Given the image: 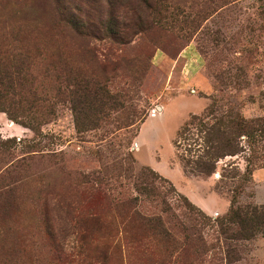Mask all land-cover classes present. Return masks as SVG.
I'll return each instance as SVG.
<instances>
[{
    "label": "rangeland",
    "instance_id": "374dc122",
    "mask_svg": "<svg viewBox=\"0 0 264 264\" xmlns=\"http://www.w3.org/2000/svg\"><path fill=\"white\" fill-rule=\"evenodd\" d=\"M231 112L258 131L235 133ZM133 161L192 206L173 201L164 217L177 234L197 226L211 250L200 264H264L262 236L223 248L215 223L233 198L264 206V0H0V264H63L51 234L75 246L83 214L98 219L87 252L158 264L170 248L121 204ZM161 210L153 197L141 207ZM113 238L122 248L108 252Z\"/></svg>",
    "mask_w": 264,
    "mask_h": 264
},
{
    "label": "trees",
    "instance_id": "16d2710c",
    "mask_svg": "<svg viewBox=\"0 0 264 264\" xmlns=\"http://www.w3.org/2000/svg\"><path fill=\"white\" fill-rule=\"evenodd\" d=\"M96 39L101 40L98 37H96ZM215 91L217 94L221 92L218 88H216ZM4 98L5 96L1 95V99ZM212 106L213 107L209 108L210 115L214 114L216 108L221 109L219 108L220 106L218 101H213ZM6 112L11 119L15 121L18 120V117L13 112ZM222 118H231L233 120L231 122V128L235 129V133L240 134L243 130H248L250 132L258 131L254 126L256 125L255 121L246 122L238 113H224ZM21 124L24 126L28 125V127L35 129L34 124L27 122H22ZM223 135H225V133H223ZM231 144L232 141L222 144L225 146L219 147V151H224L225 148H233ZM134 163V161L131 162V166L126 171L131 173V176L135 178V183L133 186V193L135 196L128 197L126 201L121 203L123 204V207L127 206L132 208V212L129 216H127L126 221L129 223L138 224L151 237L161 239L163 243H165L170 248L168 254L164 256V258L160 259L158 264H200L203 261H206V259L204 260V257L209 255L211 250L205 238L197 232V226L187 225L185 222L179 223L177 227V231L180 234L179 238V234L175 233L174 230L169 227L171 224L168 218L164 217V214L169 215L170 213L171 202H178L179 200H182L185 202V204L191 206L188 200L176 194L172 184H169L166 179L162 178V176H160L154 170L146 168L136 173L133 168ZM208 166H206V169L207 171H210L209 168L214 169L216 165L208 164ZM96 181L98 180H93L88 176H85V183L87 185V191L89 195L93 194L94 192L99 195H103L101 187H97L93 184L96 183ZM170 195H174V197L170 198L169 200ZM148 197L156 198L159 202H161V214H146L145 212L141 211L143 202L147 200ZM69 210L72 211L71 206L69 207ZM188 215L189 214H185V217L187 218ZM191 218L192 217H190V219ZM71 220L72 225L74 221L76 224L75 226H82L79 232L76 234L73 233L75 234V246L65 245L67 240L66 238L69 234H71L70 232H67L66 234H64V232L51 234L57 259L63 264H105L104 261L106 254H103L104 256L100 255L96 257L87 252L85 249L86 240L93 234V231L89 226V222H94L98 219L89 214H83L77 219L72 218ZM215 223L217 224L219 234V239L217 241L219 242V245H223V248L228 246L227 241L239 243L243 241H252L258 236H262L264 238V206L252 204L242 205L237 198H233L229 214L222 219L215 220ZM137 242L141 241L130 240L128 242H124V246H129V244ZM100 245L108 252L112 249L118 250L122 248L121 241L116 240L115 238L103 240V245ZM223 250L226 257H229L230 253L234 251L231 249V246Z\"/></svg>",
    "mask_w": 264,
    "mask_h": 264
},
{
    "label": "crops",
    "instance_id": "0c3cea01",
    "mask_svg": "<svg viewBox=\"0 0 264 264\" xmlns=\"http://www.w3.org/2000/svg\"><path fill=\"white\" fill-rule=\"evenodd\" d=\"M253 178L256 182H264V168L255 170L253 172Z\"/></svg>",
    "mask_w": 264,
    "mask_h": 264
}]
</instances>
